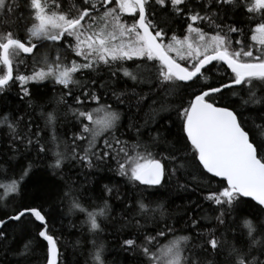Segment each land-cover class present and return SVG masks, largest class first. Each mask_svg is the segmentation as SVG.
<instances>
[{"label":"snow or ice","instance_id":"6c2138e0","mask_svg":"<svg viewBox=\"0 0 264 264\" xmlns=\"http://www.w3.org/2000/svg\"><path fill=\"white\" fill-rule=\"evenodd\" d=\"M101 69L110 73L108 81L89 75ZM214 70L224 79L213 82ZM121 72L133 82L130 89L112 87V78ZM48 80L62 88L49 101L55 105L51 111L40 106L43 128L36 123L33 131V122L28 121L21 130L22 116L4 115L0 120L10 140L8 154L0 153V169L7 165L14 177L10 183H0L4 210L0 243L7 245L9 222L20 234L25 225L35 231L16 250L21 257L17 264H26L33 241L39 243L41 238L46 242L45 264H61L58 240L49 230L52 205L23 201L24 182L35 166L27 155L32 151L38 157L50 153L54 163L48 166L61 180L64 165L72 161L88 169L111 168L114 163V171L141 194L163 187L178 172L191 174L194 164L202 179L219 178L218 186L208 189L205 197L217 213L216 227L209 229L207 238L197 229L199 221L191 218L188 226L194 235L176 234L164 205L151 207L141 196L131 204L125 201L130 209L139 205L140 211L128 218L139 235L125 238L123 245L139 250L141 264H216L209 257L218 255L223 256L219 264H264V137L246 127L236 102L230 101L243 94L242 106L264 112V0H0V96L18 88L31 107L28 85ZM144 85L147 91L140 87ZM108 92L116 107L108 102ZM161 92L173 96V102L152 107ZM149 96L153 98L143 125L130 116L127 124L122 123L125 113L119 106L139 111ZM161 112L167 113L169 124L164 132L151 127ZM69 113L74 125L65 140L56 127ZM172 127L178 130L174 140L168 135ZM255 127L264 129V117ZM45 130L50 137L41 136ZM105 188L111 195L112 189ZM80 191L64 181L57 200L60 205L67 200L69 212L86 213L90 231H103L97 216L107 219V199L99 213L87 211L79 202ZM10 195L15 205L11 212L2 203ZM245 206L260 216L245 219L247 232L242 233L229 221ZM137 216L144 218V224ZM149 220L154 228L145 232ZM169 234L167 243L161 244L159 238ZM239 237L243 239L238 242ZM92 243L95 261L104 264L103 244L97 246L95 239Z\"/></svg>","mask_w":264,"mask_h":264},{"label":"trees","instance_id":"16d2710c","mask_svg":"<svg viewBox=\"0 0 264 264\" xmlns=\"http://www.w3.org/2000/svg\"><path fill=\"white\" fill-rule=\"evenodd\" d=\"M23 10L21 8V11ZM179 24L180 22L177 21V29L179 28ZM63 55L64 53L61 52L62 57ZM89 75H94L100 82L108 81L110 78V73L106 69H101L99 73H90ZM210 75L214 77L213 82L224 79L223 74L215 70ZM119 77H123L122 72L118 73L117 78H112L115 81L112 83V87L115 89L124 90L125 88L130 89L134 86L129 78L123 77L120 79ZM28 87L33 93V105L31 107L26 103L27 98L21 99L22 93H18V88H14L12 91L0 96V120L3 119L4 115H8L10 119L22 116L24 119L20 122V129H24L26 122L32 121L33 131H35L36 123H39L41 128L44 127V121L39 115L41 111L40 106L42 105L43 110L46 112L51 111L55 105L49 101L51 97L59 94L62 86L48 80L40 84H30ZM140 87H143L147 91L146 85ZM140 87L137 88V91L140 90ZM106 95L108 102L113 103V107H116L117 104L114 98L111 97V93L108 92ZM241 95L243 94L232 96L230 101L236 102L237 108L242 113V119L246 122V127L253 129L259 136L264 137V129L259 127L254 128V125H258L260 119L264 117V112L260 111L259 107L242 106V102L240 101ZM152 98V96H149V99L144 101L139 111H137L136 107L127 109L125 105H120V110L125 113L122 123L127 124L130 116L133 121H139L143 125L144 114L149 111ZM173 100L174 97L171 95L164 96L162 92L157 93L156 103L152 107L159 108L161 103L165 101L172 103ZM224 101H229V97H224ZM63 108L64 106L62 105L61 111H63ZM166 115L167 113L161 112L151 127L164 132V129L169 127L168 122L165 120ZM73 125L74 120L71 113L66 117L62 116L56 127L57 135L63 137L65 140H69L71 137L69 129H73ZM162 125L163 127H161ZM144 130L147 131L148 129ZM50 135L51 133L48 130L41 133L42 137H50ZM168 135L174 140L178 135V130L172 127ZM9 143L7 127L0 125V153L8 154ZM68 151H71V146H69ZM27 155L31 160L35 161V166L32 169L33 174H30L24 182L26 187L24 189L23 201L25 203L47 202L52 205L49 209V230L58 240L61 264H98L94 259L96 248L92 243L93 239H95L97 246L101 244L104 246V250L101 252V259L104 261V264H141L143 257L140 255L139 250L131 251L123 245L125 238L135 239L139 235V230L135 225L128 223L129 216L134 211H140L139 205L135 204L134 208L130 209L125 201L131 204L134 199L141 196L144 203L149 204L151 207H155L156 203L164 205L167 213L166 219L168 223L175 226L177 229L176 234L178 235H194V230L188 226L190 218L199 221L197 229L204 233L203 238L205 239L209 234V229L216 227V222L213 219L214 215L217 214L214 212L215 206L207 201L205 197L208 194V189L214 190L218 186L216 183L218 179L212 178L211 182L202 179L203 174L196 169L194 164L190 168L191 174L178 172L175 176L167 178V183L163 187H159L158 189L151 188L147 193L141 194L137 188L114 171V163L111 168L108 165H101L99 168L88 169L72 161L64 165V179L61 180L52 174V168L48 166L50 163H54V159L50 153L47 155L41 153L38 157L36 152L32 151L27 153ZM21 162L26 163L23 160ZM207 175L210 176L209 174ZM12 178L14 177L7 171V165H4L0 169V183H10ZM64 181H69L76 188L82 189L77 195L80 197L79 202L81 206L85 207L87 211L99 213L103 207V199H107L110 209L107 219L104 216H97V222L101 225L103 231H90V225L86 223V213H81L79 210L69 212L67 200L63 205L59 204L56 193L61 189ZM105 185L112 189L111 195L107 192ZM180 185H184V187H180ZM140 187L143 188L144 186ZM2 193L3 189L0 188V194ZM117 193H119V198H117ZM11 200L12 196L10 195L2 202L9 205L6 209L9 212L15 206L11 203ZM252 203L254 204L255 202ZM3 211L0 209V216H3ZM248 213H251V215H248ZM259 216L260 213L258 211L250 206H245L237 210L235 219L229 221V223L240 232L246 233L247 229L244 228V220L258 218ZM137 219L144 224L143 217L137 216ZM157 219H159L158 214ZM6 227L8 228V241L7 245L0 243V264H17V261L21 257L18 256L16 250L22 249L23 244L28 243V239L35 236V231L31 225H25L23 226L25 227V231L23 234H20L19 230L13 226V222H9V225ZM153 228L154 223L149 220L144 231L151 232ZM222 228L223 226H220L217 229V234ZM171 235L159 238L160 243H167ZM229 238H231V234H229ZM242 239L243 237H239L238 242ZM45 244L46 242H43L42 238L39 243L33 241L32 247H34V251L28 257L26 264H45ZM209 259H214L216 264H219L223 256L218 255L214 258L210 256Z\"/></svg>","mask_w":264,"mask_h":264},{"label":"water","instance_id":"95a60500","mask_svg":"<svg viewBox=\"0 0 264 264\" xmlns=\"http://www.w3.org/2000/svg\"><path fill=\"white\" fill-rule=\"evenodd\" d=\"M210 176H211V174H209ZM216 179H218L219 180V178H216ZM246 199H250V198H246Z\"/></svg>","mask_w":264,"mask_h":264}]
</instances>
